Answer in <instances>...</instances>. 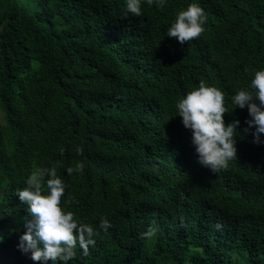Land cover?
Returning a JSON list of instances; mask_svg holds the SVG:
<instances>
[{"label": "trees", "instance_id": "16d2710c", "mask_svg": "<svg viewBox=\"0 0 264 264\" xmlns=\"http://www.w3.org/2000/svg\"><path fill=\"white\" fill-rule=\"evenodd\" d=\"M189 2L125 16L124 0H0V264H51L17 246L15 192L53 165L62 207L111 221L68 264H264V142L231 102L264 67V0H199L204 31L181 44L167 28ZM201 80L240 121L237 157L216 172L175 109Z\"/></svg>", "mask_w": 264, "mask_h": 264}, {"label": "clouds", "instance_id": "9594fccd", "mask_svg": "<svg viewBox=\"0 0 264 264\" xmlns=\"http://www.w3.org/2000/svg\"><path fill=\"white\" fill-rule=\"evenodd\" d=\"M142 2L149 5L155 3L157 7L166 4V0H124V15L140 16ZM206 22L207 14L199 0H190L186 7L174 14L167 35L183 44L199 37ZM231 102L235 108L247 107L249 118L246 125L254 126L253 141L264 142L260 135L264 133V67L254 70L250 83L238 88L231 96ZM175 109L184 127L191 130V143L201 165L216 172L237 157V126L240 121L233 119L225 122L224 113L230 111L220 88L201 80L197 87L176 100ZM77 151L80 149L77 148ZM83 168L84 164L77 162L66 171L72 174ZM65 189V181L57 175L55 165L35 168L26 177L24 186L16 189L15 194L25 204L27 212L25 231L19 236L17 246L23 252L30 253L34 261L50 260L51 264H68L76 254L77 244L86 253L88 246L95 243L99 230L106 232L111 226V221L104 216H101L98 226H93L62 207L61 197ZM156 231L155 226H150L142 236L152 238Z\"/></svg>", "mask_w": 264, "mask_h": 264}]
</instances>
